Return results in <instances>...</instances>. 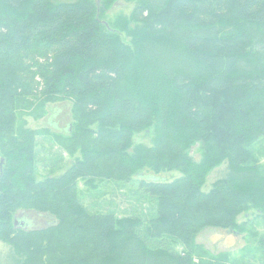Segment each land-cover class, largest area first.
Returning <instances> with one entry per match:
<instances>
[{
    "label": "trees",
    "instance_id": "obj_1",
    "mask_svg": "<svg viewBox=\"0 0 264 264\" xmlns=\"http://www.w3.org/2000/svg\"><path fill=\"white\" fill-rule=\"evenodd\" d=\"M2 5L0 240L27 264H201V231L247 233L242 214L264 221V173L253 154L264 141V42L251 29L264 36V0H137L130 21L142 30L133 47L103 23L104 1ZM35 97L71 102L67 150L88 139L69 167L43 180L36 133L17 124V102ZM139 133L149 146L133 142ZM224 163L228 174L204 191ZM171 171L180 176L141 177ZM139 176L141 199L155 205L150 217L88 214L77 202L79 181ZM28 212L53 222L31 228L21 217L15 225ZM256 237L264 264V236Z\"/></svg>",
    "mask_w": 264,
    "mask_h": 264
},
{
    "label": "rangeland",
    "instance_id": "obj_2",
    "mask_svg": "<svg viewBox=\"0 0 264 264\" xmlns=\"http://www.w3.org/2000/svg\"><path fill=\"white\" fill-rule=\"evenodd\" d=\"M52 3H74L79 0H50ZM97 5H106L103 23L110 30L116 32L120 41L129 47H133L134 37L142 30V25L130 21V14L137 0H92ZM4 0H0V13L4 10ZM251 27V26H250ZM239 30L254 33L256 40L264 42V36L258 33L255 26L251 29L244 24L237 25ZM71 102L56 98H28L17 102V124L19 128L36 133L35 147V174L37 180H43L50 175L61 174L70 166L76 156L77 149L84 145L88 139L77 137L75 151L70 152L65 148L69 143L68 136L72 132ZM149 135L139 133L134 135L133 142L149 146ZM253 154L264 173V141H259L253 147ZM229 172L227 163L221 164L209 172L205 178L204 191H208L211 184L225 177ZM180 176L179 172L171 171L154 175L143 172L141 177L147 181L160 180L172 181ZM135 177L131 184H123L115 181L95 182L93 187L87 186L82 181L78 182L77 202L88 214H113L118 218L141 213L150 217L155 212V205L149 200L141 199L137 189ZM29 219L31 228H41L52 224L51 216L43 213L28 212L17 216L16 224H23V219ZM247 221V233L234 234L223 229L207 228L195 236L194 244L199 254L197 263L209 264V261L221 259L226 255L227 264H263V257L257 247V237L264 236V221L255 219L254 215L242 214L237 218V223ZM22 222V223H21ZM255 234V236H253ZM177 251L181 248L176 246ZM28 256L16 245L0 240V264H27ZM45 264V262H43Z\"/></svg>",
    "mask_w": 264,
    "mask_h": 264
},
{
    "label": "water",
    "instance_id": "obj_3",
    "mask_svg": "<svg viewBox=\"0 0 264 264\" xmlns=\"http://www.w3.org/2000/svg\"><path fill=\"white\" fill-rule=\"evenodd\" d=\"M15 225H16V223H15Z\"/></svg>",
    "mask_w": 264,
    "mask_h": 264
}]
</instances>
